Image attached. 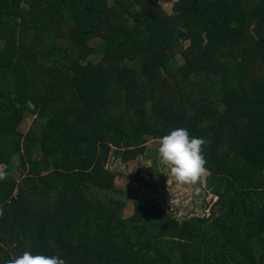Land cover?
I'll use <instances>...</instances> for the list:
<instances>
[{
	"label": "trees",
	"instance_id": "16d2710c",
	"mask_svg": "<svg viewBox=\"0 0 264 264\" xmlns=\"http://www.w3.org/2000/svg\"><path fill=\"white\" fill-rule=\"evenodd\" d=\"M165 1L0 0V264H264V0ZM177 127L204 139L210 215L122 218L112 149Z\"/></svg>",
	"mask_w": 264,
	"mask_h": 264
},
{
	"label": "rangeland",
	"instance_id": "374dc122",
	"mask_svg": "<svg viewBox=\"0 0 264 264\" xmlns=\"http://www.w3.org/2000/svg\"><path fill=\"white\" fill-rule=\"evenodd\" d=\"M162 2L168 11L172 10L171 1ZM188 44L189 42H186L185 46ZM177 58L180 64L184 63L180 55ZM32 119L31 116L26 118L23 124L24 132L31 125ZM158 145L159 140L149 139L144 153L127 162L121 160L120 153L116 154L114 149L111 151L107 167L117 173L115 185L121 195L115 197L126 204L122 218L132 215L135 204L152 205L179 222L208 217L217 201L210 194L209 175L206 173L195 184H178L169 174L168 166L161 163ZM13 165L18 169V178L26 173L20 168L18 157L13 159Z\"/></svg>",
	"mask_w": 264,
	"mask_h": 264
},
{
	"label": "clouds",
	"instance_id": "9594fccd",
	"mask_svg": "<svg viewBox=\"0 0 264 264\" xmlns=\"http://www.w3.org/2000/svg\"><path fill=\"white\" fill-rule=\"evenodd\" d=\"M202 137L190 136L186 128L177 127L159 138L158 154L161 163L168 166L169 174L178 184H195L206 173V161L201 150ZM4 264H65L56 255L24 251Z\"/></svg>",
	"mask_w": 264,
	"mask_h": 264
}]
</instances>
